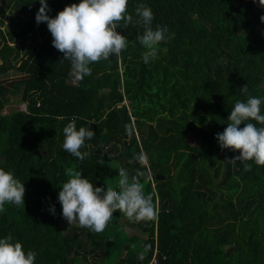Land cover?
<instances>
[{
    "label": "trees",
    "instance_id": "16d2710c",
    "mask_svg": "<svg viewBox=\"0 0 264 264\" xmlns=\"http://www.w3.org/2000/svg\"><path fill=\"white\" fill-rule=\"evenodd\" d=\"M4 1L22 18L19 30L0 24V167L26 192L25 207L6 204L0 213V238L11 234L35 251V264H89L88 256L92 264H264V166L249 162L245 171L225 161L239 152L222 150L215 138L236 100L264 98L259 0H128L132 23L117 31L129 46L90 65L82 81L52 46L46 23H36L39 0ZM79 2L48 0V15ZM139 3L152 9L153 28L175 34L147 64L137 40L144 31ZM12 71L19 79L4 80ZM13 97L25 110L3 114ZM72 117L77 129L96 133L81 149L89 154L83 161L62 147ZM140 152L146 162L129 163ZM120 167L145 173L157 217L133 221L117 211L102 233L69 225L58 201L67 171L116 188Z\"/></svg>",
    "mask_w": 264,
    "mask_h": 264
},
{
    "label": "clouds",
    "instance_id": "9594fccd",
    "mask_svg": "<svg viewBox=\"0 0 264 264\" xmlns=\"http://www.w3.org/2000/svg\"><path fill=\"white\" fill-rule=\"evenodd\" d=\"M32 0L31 3H35ZM255 2V0H253ZM30 3V4H31ZM40 8L36 13L37 24L46 23L52 36V46L63 54L71 63L72 73L77 81H82L92 74L90 65L108 61L113 56H120L129 46L126 35L117 29H127L133 17L128 13V0H80L66 5L55 17H50L48 0H39ZM264 7V0H259ZM135 15L144 27L137 36L139 44L145 49L142 54L144 63L158 58L159 45L174 39L166 25L153 28L154 13L144 3L135 8ZM264 22V16L260 17ZM242 94H248V86L240 87ZM126 103V102H125ZM264 98L248 95L246 101L236 100L227 118V127L216 139L222 150L239 152L238 156L225 161L244 165L245 171H251L252 163L264 166ZM76 117L63 128V150L80 161L89 154L82 152L86 140H91L96 133L90 127L77 129ZM252 121H255L253 123ZM243 127H240L241 125ZM259 125V126H257ZM146 154L134 155L129 163L143 165ZM68 179L58 192V201L62 206V216L69 225L77 223L93 233H102L113 220V213L119 211L130 220L148 222L157 217V209L151 194H145L142 178L145 173L140 169L130 175L124 168L118 170L119 179L116 188L96 187L82 176V170L69 169ZM118 189V190H117ZM26 188L12 170L0 167V213L6 211L5 205L25 207ZM55 215V207L50 208ZM37 253L25 251L22 242L11 234L0 238V264H35Z\"/></svg>",
    "mask_w": 264,
    "mask_h": 264
},
{
    "label": "rangeland",
    "instance_id": "374dc122",
    "mask_svg": "<svg viewBox=\"0 0 264 264\" xmlns=\"http://www.w3.org/2000/svg\"><path fill=\"white\" fill-rule=\"evenodd\" d=\"M17 13H18V11H16L13 8V5L11 6L6 1L0 0V24L4 28V30L14 29L15 27L17 30H19V28L21 27L19 22H20V19L22 18V16L20 15L17 17L16 16ZM19 77H20L19 74L12 71L9 74V76L7 78H5L4 80H15V79H19ZM12 99L14 101L12 102L11 106H8L4 109L3 114L7 115V114H10L14 111L25 110V108H26L25 103L15 102V99H16L15 97H13ZM187 140H189V142L193 145H196L199 142V140L196 139L195 137L193 138L192 135H189L187 137ZM133 232L139 233L138 230H134ZM120 254H121V252L119 253V251H117L115 255H116V257H118ZM88 260H89V264H92V262L94 261L92 256H88ZM98 261L99 260H97V262ZM78 264H88V261H86L84 259H80ZM98 264H102L101 261H99Z\"/></svg>",
    "mask_w": 264,
    "mask_h": 264
},
{
    "label": "water",
    "instance_id": "95a60500",
    "mask_svg": "<svg viewBox=\"0 0 264 264\" xmlns=\"http://www.w3.org/2000/svg\"><path fill=\"white\" fill-rule=\"evenodd\" d=\"M1 118H2V112L0 110V130H1Z\"/></svg>",
    "mask_w": 264,
    "mask_h": 264
}]
</instances>
